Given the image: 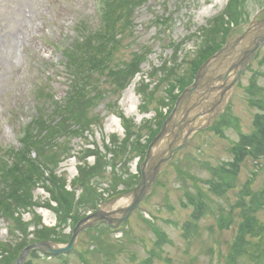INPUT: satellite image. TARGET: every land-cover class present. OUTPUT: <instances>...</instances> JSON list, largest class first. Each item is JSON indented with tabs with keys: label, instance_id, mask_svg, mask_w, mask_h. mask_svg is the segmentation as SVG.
Listing matches in <instances>:
<instances>
[{
	"label": "rangeland",
	"instance_id": "374dc122",
	"mask_svg": "<svg viewBox=\"0 0 264 264\" xmlns=\"http://www.w3.org/2000/svg\"><path fill=\"white\" fill-rule=\"evenodd\" d=\"M230 1L148 0L135 12L133 36L124 40L112 60L114 67L129 65L134 55L139 53L138 49L150 48L152 54L142 66V74L137 75L131 85L120 94L113 93L109 84L102 80L100 90L105 94L104 99L96 105L92 113L98 116L100 125L94 127L93 132L84 133L81 138H73L69 146L71 153L67 157L60 155L55 166L57 173L65 177L68 186H72L67 192L73 194L77 201L86 195L85 190L74 186V181L79 177V159L84 162L88 153L103 150V145L109 140H114V137L122 141L126 138L127 132L119 114L131 121L137 132L143 133L139 141L148 149L149 144L146 142L151 133L147 132V126L151 122V127H157V100L170 99L171 107L161 113L166 120L173 113L176 104L172 98L176 97L177 100L183 90L180 91V84L176 82L175 89H172L171 84L160 86V82L156 81L152 88L155 89L159 84L156 88L157 94L152 96L153 102L147 104L146 112H143V101H146V98L143 100L138 94L143 75L147 77L155 68L167 65L177 68V77L183 76L202 49L199 37L201 38L203 33H211L213 21L227 10ZM106 5V0H0V156H15L25 149L20 134L36 132L27 126L36 122L40 116L41 123L44 120L55 126L63 122L55 110H40L48 98L54 97L57 103L67 101L68 80L62 67V53L71 48L79 35L89 36L90 32L93 36L99 33ZM243 7L250 22L255 18L260 20L264 17V0H243ZM170 17L173 19V25L166 32L157 21L169 20ZM245 26L243 24L231 27L228 36H241ZM13 41L16 42L14 48L10 44H13ZM263 62L264 47L230 93L231 99L224 107L229 121L222 131H216L223 133L215 134L213 129H208L194 135L176 157L174 164L177 163V166L173 164V167H168L162 173L154 192L130 219L119 227V231L109 233L108 237H100L103 245L100 244L102 248L99 251L95 252L90 243L92 233L84 231L80 233L75 248L62 259L58 256L49 258L41 252L32 257V254L36 253L32 251L26 264H85L84 260L89 264H103L109 258L113 264H142L151 258L152 251L156 254L152 264H225L237 234L235 225L227 228L226 222L223 220L219 223L211 212H208L207 217L198 219L195 208L191 205L185 206L186 193L195 192V184L207 190V187L200 186L204 185L203 180L211 177L206 168L217 169L234 161L231 149L240 142V134L249 136L254 132V119L259 111L252 107L258 105L251 102L255 98L249 95V88L258 84V89H261L259 91L264 92ZM94 76L97 77V74ZM127 94L129 96H126ZM127 98H130V101ZM220 121L218 117L216 127ZM69 123L72 125L73 122L70 120L65 125L69 126ZM63 136L64 134H60V137ZM5 147H11V150H3ZM30 157L33 160L36 154L31 153ZM87 158L85 159L89 165L95 162L94 157ZM130 158L132 160L129 161L128 167L121 170L118 165L115 170L116 176L123 178L122 181L128 182L136 175L139 158L137 152H133ZM115 174L111 168H107L104 179L100 176V181L92 185L94 197L99 199L102 195L106 199L110 190L109 183L114 182ZM250 181H253L252 192L264 190V164L258 165V161L247 158L241 162L236 187L225 194L227 199L220 201L219 206L228 210L239 201L242 208L248 205V198H244L242 194L248 189ZM119 183L120 180H117L116 184ZM40 187L34 190L33 197L41 205L36 209V216L40 218L41 225L56 230L60 236L71 238V227L74 226L72 219L66 221L67 224L60 222L55 214L57 209L50 203L47 189ZM121 189L124 188L118 190ZM118 198L108 199L106 203ZM262 208L255 207L259 224L264 223ZM77 211L81 217L85 216L82 209ZM23 220L31 222L33 215L26 212ZM155 229L167 238L165 243L156 234ZM190 229L198 232L188 238L187 231ZM10 232L8 223L0 221V243L5 246L9 243L19 245L20 241L16 243V233ZM67 242L69 243L70 239ZM63 245L61 243L58 246ZM118 249L129 250L114 259L102 256L105 252L112 253Z\"/></svg>",
	"mask_w": 264,
	"mask_h": 264
},
{
	"label": "trees",
	"instance_id": "16d2710c",
	"mask_svg": "<svg viewBox=\"0 0 264 264\" xmlns=\"http://www.w3.org/2000/svg\"><path fill=\"white\" fill-rule=\"evenodd\" d=\"M106 1L108 5L103 11V23L99 33L91 36L88 31L89 36L79 35L71 48L62 53V67L68 80L67 101L57 103L54 97L48 98L49 100L40 110L44 112H49V109L55 110L63 122L55 126L44 120L41 123L42 117L40 116L36 122L27 126L31 131L36 132L33 134L26 133V139L23 141L25 149L15 156H0V221H6L10 226V233H16V242L21 241L16 246L12 243L6 246L0 243V264H14L20 252L29 244L43 241L67 244L68 239H70V236L69 238L60 236L56 230L41 225L40 218L36 216L38 202L33 197V192L38 185H43L50 194L51 200L58 205L56 214L60 222L64 221L63 223L67 224L66 221L69 222L72 219L73 224H76L82 218L77 209L79 211L82 209L84 213L93 212L103 201L126 194L138 183L139 174L134 175L128 182L122 181L123 178L115 174L118 165L121 166V170L128 167L133 152H137V156L142 159L147 150V146H143L139 141L143 133L137 132L132 127L131 121L126 120L123 114L119 115L127 132L126 138L123 141L117 137H114V140H109L108 144L103 145V150L93 151L86 155V157H95L94 165L90 166L85 157L84 162H82L83 165L78 167L79 177L74 181V186L85 190L86 195L82 199L79 198L76 202L75 196L66 191L65 177L56 175L57 160L60 155L68 156L72 151L69 149L72 139L81 138L84 133L93 132L94 127L100 125L98 122L100 119L92 113L96 109V105L104 99L105 94L103 90H100L102 80L109 84L113 93H122L131 85L132 80L137 75L142 74V66L152 54L150 48L138 49L139 53L134 55V59L129 65L114 67L112 59L115 58L119 50L118 47H121L128 37L133 36L135 12L142 8L148 0ZM242 5L243 0L241 3L240 0H231L227 10L213 21L214 26L211 33H203L202 37H199V40L202 41V49L183 76L177 77V68L167 65L155 68L147 77L143 75L144 79L140 81V87H138V94L144 98L143 100L146 98V101H143V112H146L145 106L153 102L152 96L157 94L156 88L159 84L156 85L155 89L152 88L156 81L160 82V86L171 84L172 89H175L176 83L180 84V91H182L193 82L200 66L225 44L230 28L246 25L250 22ZM167 22L168 19H164L157 21V24L164 26ZM94 74H97V77ZM259 90L261 89H258V84L249 88V95L255 98L251 102L258 105L251 106L257 108L259 113L254 119V132L249 136L240 134V142L231 149L235 160L217 169L206 168L211 177L203 180L204 185L200 186L207 187V190H203L195 184V192L186 193L185 206H193L198 219L207 217L208 212H211L217 217L219 223L224 220L227 228L232 224L235 225L237 234L225 264H264V223L259 224L255 211L256 206L264 208V203H262L264 190L260 191L261 193L252 192L253 181H250L247 185L248 189L242 194L244 198H248V205L242 208L241 201H239L238 204L235 203L228 210L219 206L221 205L220 201L227 199L225 194L236 187L241 162L247 158H252L254 161H258V165L264 164V92ZM172 100L175 102L176 97ZM169 101V98L157 100L159 106L156 110L155 123L157 127L154 129L149 125L151 124L149 122L147 132L151 135L146 143L150 144L161 129L165 121V116H162L161 113L163 109L171 107ZM52 104L54 106H51ZM70 120L73 122L72 125L69 123V126H66L65 124ZM228 121V114L225 113L219 125L216 127L218 124L216 123L213 127L214 133H223L216 131H222ZM60 134H64V136L60 137ZM31 153L36 154V158L33 160L30 157ZM10 161L14 162L13 169L7 168ZM174 165L177 166V163ZM107 168H111L115 174L114 182L109 183L108 189L110 190L107 192L106 199L102 195L98 199L94 197V189L92 188L100 181V176L103 178ZM46 171L49 172L48 178H45ZM122 175L124 176L123 173ZM117 180H120L121 183L116 184ZM121 187L124 189L118 190ZM258 196L263 197L259 198ZM26 212L33 215V221L25 222L23 220L22 216ZM100 227L102 226L86 230L92 233L90 243L95 248V252L102 248L101 245L103 244L100 242V237H108L111 233L105 225ZM31 228H33L32 231H30ZM155 232L165 243L167 238L160 234L157 229ZM195 232L198 231L195 229L188 230V238L192 237ZM94 234L96 235L93 236ZM30 236H32L31 239ZM160 244L162 245V242ZM127 250L129 249H118L112 253L105 252L102 256L105 255L107 258L114 259ZM37 254V252L33 253L32 257L37 256ZM151 255V258L146 259L142 264H152L156 254L152 251ZM58 258L62 259L63 256ZM84 262L89 264L87 260ZM103 264H113V262L109 258Z\"/></svg>",
	"mask_w": 264,
	"mask_h": 264
},
{
	"label": "water",
	"instance_id": "95a60500",
	"mask_svg": "<svg viewBox=\"0 0 264 264\" xmlns=\"http://www.w3.org/2000/svg\"><path fill=\"white\" fill-rule=\"evenodd\" d=\"M263 46L264 19L253 21L242 36L237 37L234 43L228 44L201 67L195 82L183 91L173 113L150 144L140 167L141 180L131 193L105 203L96 212L81 220L74 228L71 240L66 246L60 247L50 241L31 245L23 250L16 264H25L28 255L34 250L46 255L68 254L75 248L82 231L100 223L117 229L127 222L152 194L160 174L171 163L174 155L188 144L192 134L207 128L221 114L225 96L236 86ZM232 72L234 78L230 80ZM219 81L222 86L217 88L215 86ZM215 93L218 94L216 99L209 102ZM189 114L194 116L188 119ZM182 115L186 117L182 118ZM203 116L208 118L206 126L202 124Z\"/></svg>",
	"mask_w": 264,
	"mask_h": 264
},
{
	"label": "bare ground",
	"instance_id": "6f19581e",
	"mask_svg": "<svg viewBox=\"0 0 264 264\" xmlns=\"http://www.w3.org/2000/svg\"><path fill=\"white\" fill-rule=\"evenodd\" d=\"M10 44H11V46L13 48L16 46V42L15 41H13V44H12V42ZM126 96H129V94H127ZM127 99H128V101H130V98H127ZM125 202H127V201H125Z\"/></svg>",
	"mask_w": 264,
	"mask_h": 264
}]
</instances>
